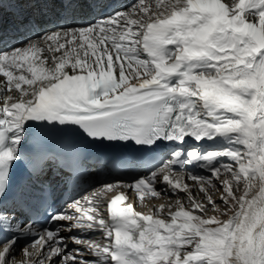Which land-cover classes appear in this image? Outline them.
I'll return each instance as SVG.
<instances>
[{
	"label": "snow or ice",
	"instance_id": "6c2138e0",
	"mask_svg": "<svg viewBox=\"0 0 264 264\" xmlns=\"http://www.w3.org/2000/svg\"><path fill=\"white\" fill-rule=\"evenodd\" d=\"M9 7L35 38L0 47V264H264V0H0V45ZM58 127L80 140L29 170L34 186L82 171L93 145L170 150L34 213L14 167ZM118 188L187 205L146 214L124 191L106 198Z\"/></svg>",
	"mask_w": 264,
	"mask_h": 264
},
{
	"label": "bare ground",
	"instance_id": "6f19581e",
	"mask_svg": "<svg viewBox=\"0 0 264 264\" xmlns=\"http://www.w3.org/2000/svg\"><path fill=\"white\" fill-rule=\"evenodd\" d=\"M33 181H34V179H31V180H30V184L33 185ZM217 188H218V185H217ZM198 190H199V189H198ZM216 193H218V191L210 190V194L213 195L214 199H218V198H219L220 192H219L218 194H216ZM180 196H183V195L180 194ZM199 197H201L202 199L206 200V199L204 198V193H203V192H201V194H199ZM183 198L186 199L185 196H183ZM206 201H207V200H206ZM169 202H170V204H172L173 206L175 205V201H174L173 199H170ZM207 204H208V202H207ZM207 204H206V205H207ZM220 206H221V205H220ZM210 208H211V207H210ZM209 211H210V210H209ZM209 211H208V212H209ZM208 212H207V214H208ZM211 212H212V211H211ZM218 212H219V211H218ZM212 215H214V214H213V213L209 214V216H212ZM217 217H219V216H217ZM219 218H221V219H227V216L221 215V217H219Z\"/></svg>",
	"mask_w": 264,
	"mask_h": 264
},
{
	"label": "rangeland",
	"instance_id": "374dc122",
	"mask_svg": "<svg viewBox=\"0 0 264 264\" xmlns=\"http://www.w3.org/2000/svg\"><path fill=\"white\" fill-rule=\"evenodd\" d=\"M218 189H219L218 193L222 191V189H220V186H219V185H218ZM218 193H216V194H218ZM181 195H183V193H181ZM173 200H176V197H174ZM201 200L203 201L204 204H207V202H208V201H206V200H204V199H201ZM220 208H221V209L224 208V205L221 204ZM209 210H210V211H209ZM208 211H209V212H208ZM208 211H207L208 214H207V212L205 213L206 216H209V214H211V213H213L214 215L219 216V217H221V215H222V213H221L220 211H219V212H218V211H214V210H212L210 207H209ZM211 211H212V212H211ZM102 240H103V238H100V239L98 240V242L101 243Z\"/></svg>",
	"mask_w": 264,
	"mask_h": 264
}]
</instances>
